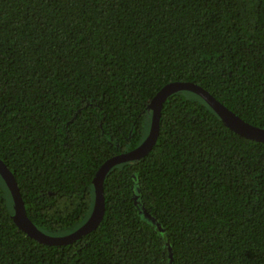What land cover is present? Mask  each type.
<instances>
[{
	"label": "trees",
	"instance_id": "16d2710c",
	"mask_svg": "<svg viewBox=\"0 0 264 264\" xmlns=\"http://www.w3.org/2000/svg\"><path fill=\"white\" fill-rule=\"evenodd\" d=\"M175 81L264 128V0H0V158L39 229L89 218L97 171L145 140ZM104 194L95 230L47 245L0 174V264H264V141L194 92L165 101L155 146Z\"/></svg>",
	"mask_w": 264,
	"mask_h": 264
},
{
	"label": "water",
	"instance_id": "95a60500",
	"mask_svg": "<svg viewBox=\"0 0 264 264\" xmlns=\"http://www.w3.org/2000/svg\"><path fill=\"white\" fill-rule=\"evenodd\" d=\"M182 90L200 95L218 113L224 124L239 135L256 141H264V128L245 121L201 85L185 81L170 82L158 91L150 101L149 108L152 110L151 127L145 140L133 150L115 155L102 164L94 178L95 201L92 213L80 227L68 234L51 235L42 231L34 224L27 213L14 173L0 158V174L11 191L15 211L13 219L18 227L30 237L47 245H67L95 230L105 215L104 181L106 175L114 166L143 158L151 152L159 137L160 120L164 103L172 94Z\"/></svg>",
	"mask_w": 264,
	"mask_h": 264
},
{
	"label": "rangeland",
	"instance_id": "374dc122",
	"mask_svg": "<svg viewBox=\"0 0 264 264\" xmlns=\"http://www.w3.org/2000/svg\"><path fill=\"white\" fill-rule=\"evenodd\" d=\"M150 113H151V111H150ZM138 202L140 203L139 198L137 199V203H138Z\"/></svg>",
	"mask_w": 264,
	"mask_h": 264
}]
</instances>
